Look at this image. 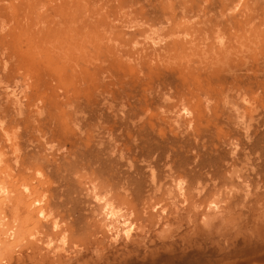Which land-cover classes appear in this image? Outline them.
<instances>
[{
	"label": "rangeland",
	"instance_id": "obj_1",
	"mask_svg": "<svg viewBox=\"0 0 264 264\" xmlns=\"http://www.w3.org/2000/svg\"><path fill=\"white\" fill-rule=\"evenodd\" d=\"M3 185L7 264H264V0H0Z\"/></svg>",
	"mask_w": 264,
	"mask_h": 264
},
{
	"label": "bare ground",
	"instance_id": "obj_2",
	"mask_svg": "<svg viewBox=\"0 0 264 264\" xmlns=\"http://www.w3.org/2000/svg\"><path fill=\"white\" fill-rule=\"evenodd\" d=\"M250 118H252V117H250ZM2 172L4 173V171H2ZM151 177H153L152 174H151ZM4 188H6L4 185L2 187H0V264H7L9 262V260H11L12 257L14 255H16V253L19 250H21L24 246H26L25 244L27 242H29L31 236L33 235L32 234L33 232L31 234H28L26 232L28 229L26 218H24L25 220H23V219L21 220L20 218H18V215L15 213V210L12 211V213H10L11 211L9 213L7 212L6 208L9 205L10 197L4 196V194H3ZM18 188H20V187L18 186ZM24 189H26L25 185H22L20 191H23ZM9 190L12 191L11 189H9ZM9 190L7 191V193H10ZM180 192H182V191H180ZM32 193H34V192H32ZM20 194H22V193H20ZM170 194H172L171 191L168 192L167 196L171 197ZM26 199L28 201H31V203L26 201L27 204L29 203L28 210L34 211L35 216L38 220H41V219L43 220L45 217L44 216L45 210L43 208V204H44L43 200L41 198L35 197L33 194L27 196ZM104 202H103V207H102L101 212H102V220H103L102 222H104L108 228V230L107 229H105V230L108 231L111 236L112 235L116 236L119 233H125V234L129 235V233L132 231V223L133 222L128 223L127 219L129 217L126 219L125 218L126 216L121 214L122 212L121 213L118 212L119 211L118 209H116L118 211L114 210V208L111 206V204L109 205V203L106 204L107 202L106 203H104ZM163 211H162V213H163ZM16 212H17V210H16ZM37 224H38V222H37ZM104 226H103V228H105ZM35 227H36V225H35ZM109 233H107V234H109ZM34 236H35V234H34ZM108 237L110 238V236H108ZM120 238H121V234H120ZM111 239H113V238L111 237ZM122 239H124V237H122Z\"/></svg>",
	"mask_w": 264,
	"mask_h": 264
}]
</instances>
